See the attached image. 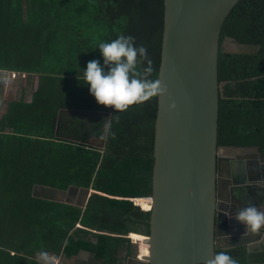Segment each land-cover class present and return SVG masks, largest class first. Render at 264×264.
I'll use <instances>...</instances> for the list:
<instances>
[{"label":"trees","instance_id":"16d2710c","mask_svg":"<svg viewBox=\"0 0 264 264\" xmlns=\"http://www.w3.org/2000/svg\"><path fill=\"white\" fill-rule=\"evenodd\" d=\"M162 29L163 0H0V69L27 73L23 85L35 77L30 100L8 101L0 114V264H47L36 256L81 250L124 264L133 254L128 234H149L150 210L132 199L152 195L157 97L116 112L77 77L88 61L103 62L100 42L125 34L146 46L157 79ZM225 38L260 48L219 52L217 144L264 152V0H240ZM106 123L104 147L88 145ZM69 186L97 194L85 209L55 202L51 189ZM220 251L238 264L264 263V247Z\"/></svg>","mask_w":264,"mask_h":264},{"label":"water","instance_id":"95a60500","mask_svg":"<svg viewBox=\"0 0 264 264\" xmlns=\"http://www.w3.org/2000/svg\"><path fill=\"white\" fill-rule=\"evenodd\" d=\"M239 1L163 0L157 79L167 92L157 97L154 122L152 195L146 197L151 204L149 234L144 235L149 254L140 257L139 245L130 241L135 251L124 264H207L218 246L245 247L248 252L264 247V229L242 235L244 226L232 217L249 203L264 211V152L258 147L224 146L253 151L241 162L252 177L235 178L228 169L224 181L219 173L218 55H255L260 48L235 40L227 48L225 40L219 41L223 23ZM173 103L175 107H169ZM106 130L107 123L99 141L88 145L103 148ZM242 186L249 195L239 200L233 190ZM51 192L62 193L67 199L56 196L55 202L80 209L97 194L76 186ZM219 226L224 227L230 243L218 245ZM82 253L90 254L81 250L75 257ZM89 260L90 264H102L92 256Z\"/></svg>","mask_w":264,"mask_h":264},{"label":"clouds","instance_id":"9594fccd","mask_svg":"<svg viewBox=\"0 0 264 264\" xmlns=\"http://www.w3.org/2000/svg\"><path fill=\"white\" fill-rule=\"evenodd\" d=\"M102 57L87 62L82 69V85H87L89 93L100 105L125 112L130 106L165 95L167 89L161 81L152 78L153 62L143 44H137L132 35L120 34L110 41L100 42L97 47ZM145 66L141 68V63ZM7 70V69H6ZM1 82V81H0ZM169 107L174 108L175 104ZM264 195V194H262ZM235 220L244 226L242 235L255 234L264 229V211L249 203L237 211ZM207 264H238L225 251L212 256Z\"/></svg>","mask_w":264,"mask_h":264},{"label":"flooded vegetation","instance_id":"af4514ba","mask_svg":"<svg viewBox=\"0 0 264 264\" xmlns=\"http://www.w3.org/2000/svg\"><path fill=\"white\" fill-rule=\"evenodd\" d=\"M224 40H230L231 42L233 41V39H231V38H225ZM224 148H225L224 146H219V151H218V155L221 158L219 160V173L221 174L222 179L224 181L226 180V178H227L226 173H227V171H229L228 169H230V171L233 173L235 178H239V179H241L243 177L248 178L246 175V168H245L246 166H244L243 163H241L242 161L231 160V158H228L226 155V150H224ZM223 158L226 160H223ZM225 161H227L228 163ZM230 189L231 188L228 187L230 194H232ZM233 191H235V192H233V193H235L234 196L236 198H238L239 200L242 199V197L245 198V196L247 195L245 188H243V186L239 187V188H235ZM223 195H225V194H223ZM55 196H61L64 200H67L66 197L64 196V194H62V193L61 194L56 193ZM220 221H222V219H220ZM217 232L219 235L218 236L219 237L218 238V243H219L218 245H226V244L230 243V241L225 237V230H224L223 226H219L217 228Z\"/></svg>","mask_w":264,"mask_h":264},{"label":"rangeland","instance_id":"374dc122","mask_svg":"<svg viewBox=\"0 0 264 264\" xmlns=\"http://www.w3.org/2000/svg\"><path fill=\"white\" fill-rule=\"evenodd\" d=\"M225 43L227 48H229L227 44L230 43V40H225ZM2 87V92L0 94V114L3 112V106H5L6 102L8 101L19 100L21 97L25 101L30 100L31 94L35 87V77L31 76L24 85L22 82H4ZM58 198L63 199L61 196H58ZM134 251L135 246L133 245V252Z\"/></svg>","mask_w":264,"mask_h":264},{"label":"crops","instance_id":"0c3cea01","mask_svg":"<svg viewBox=\"0 0 264 264\" xmlns=\"http://www.w3.org/2000/svg\"><path fill=\"white\" fill-rule=\"evenodd\" d=\"M224 150H226V155L228 158H231V160H238V161H242V162L246 161L245 160L246 158H244V157H246L247 154H253L252 153L253 151H245V150H240V149L236 150V151H234L233 149H224ZM246 175H247V177H252V175L249 173H246ZM245 191H246V194H249L248 189H245ZM128 238L133 240L129 236H128ZM124 255H125V252H123L121 254V256H123V257H124ZM90 256H92V255L82 253L78 257L72 256V257L67 258L64 255H60L58 258H59L61 264H90L91 263V261L89 260ZM139 256H143V254L141 252V246L140 245H139Z\"/></svg>","mask_w":264,"mask_h":264},{"label":"built area","instance_id":"2783aa9c","mask_svg":"<svg viewBox=\"0 0 264 264\" xmlns=\"http://www.w3.org/2000/svg\"><path fill=\"white\" fill-rule=\"evenodd\" d=\"M27 76L28 74L25 72H17L13 70L0 69V81L2 82H22V80L27 78ZM133 203L137 205L134 201ZM36 259L39 262H43L47 264H61L59 258L52 254L37 255Z\"/></svg>","mask_w":264,"mask_h":264},{"label":"bare ground","instance_id":"6f19581e","mask_svg":"<svg viewBox=\"0 0 264 264\" xmlns=\"http://www.w3.org/2000/svg\"><path fill=\"white\" fill-rule=\"evenodd\" d=\"M133 201L138 206H140V208L143 211H149L151 209L150 200L146 199V197L134 198ZM128 236L134 240L133 241L130 239L132 242H136L137 244L141 246V252L143 256H140V257H145L149 254L148 245L146 243V240H147L146 236H144L143 234H139V233H129Z\"/></svg>","mask_w":264,"mask_h":264}]
</instances>
